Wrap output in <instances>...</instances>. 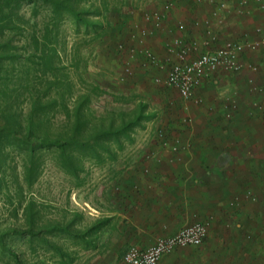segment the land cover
Instances as JSON below:
<instances>
[{
	"label": "crops",
	"instance_id": "0c3cea01",
	"mask_svg": "<svg viewBox=\"0 0 264 264\" xmlns=\"http://www.w3.org/2000/svg\"><path fill=\"white\" fill-rule=\"evenodd\" d=\"M219 1L216 7L208 0H172L171 12L160 28H153L144 14L136 12L130 17L132 29L128 35H120L115 55L125 58V65L135 71L128 77L119 72L118 80L129 81L140 93L135 94L137 103L148 107L147 98L152 95L171 105L170 94L175 90L155 81L164 78L165 70L142 54L131 56V46L141 47L137 39H131L135 29L150 28L144 44L160 60L166 57L165 44L174 37L201 41L203 26L195 23L206 18L218 35L214 46L226 40L254 39L260 35L257 26L264 34V8L259 2L248 0L241 6L239 0ZM239 58L257 69L220 72L203 81L195 90L194 100L198 101H191V111L183 107L176 116L172 108L169 115L162 112L142 126L146 129L160 123L170 130L175 125L169 121L176 116L181 123L178 133L172 130L162 143L131 145L124 153L128 155L110 162L113 168L97 181L87 179L84 194L88 200L84 203L92 209L93 219L105 220L96 235L97 249H102L98 255L104 262L112 253L119 255L130 246L146 248L159 236L201 221L208 222V232L202 244L191 245L197 255L179 256L178 261L264 264V90L254 89L264 87V45L240 51ZM228 111L231 117L226 116ZM186 116L189 121L184 123ZM142 132L152 139V128ZM176 136L182 140L178 146L172 144Z\"/></svg>",
	"mask_w": 264,
	"mask_h": 264
},
{
	"label": "rangeland",
	"instance_id": "374dc122",
	"mask_svg": "<svg viewBox=\"0 0 264 264\" xmlns=\"http://www.w3.org/2000/svg\"><path fill=\"white\" fill-rule=\"evenodd\" d=\"M164 1L165 0H81L79 7L98 8L101 10L102 15L89 16L88 18H91V21L95 24L103 23V29L100 30L99 36H95V33L92 32L91 29L89 32H86L83 26L79 27L80 31L77 32V27L72 17H64L58 30L59 34L56 48L59 54L53 60V63L59 65L61 69L54 74H44L41 82L35 85L37 89H33L34 93L31 95H29L27 91L21 94L23 96H20L16 107V109L20 110L18 116L19 123L24 125L29 121V114L33 109L34 100L36 101L39 99L41 103L47 104L53 98H56L57 95L62 96L63 94L64 98L62 99H64L66 103V108H63L61 101L58 100L59 103L56 108L49 110V106L44 115L41 113L38 116L39 118L48 119L44 127L50 133L67 135L70 130L67 128L69 127L68 123L71 122L72 118L75 116L76 103H78L84 95H89L90 100L88 102V108L85 110L86 115L89 117L88 132L91 134L99 128L104 126L108 127L111 122H113V127H118L121 121L120 113L126 112L130 115V112L139 101L135 99V94H140L136 93L137 90L135 88H132L133 85H128L130 83L129 81L120 83L118 80V77L121 76L119 72H122L125 66V62H123L125 58H120L118 57L119 55H115V49L116 47L118 48V41L121 39L120 35L124 36L125 33H127L126 35L129 34L132 27L131 23L128 21L134 13L137 12L138 14L145 15V13L160 10L163 8ZM34 6L36 8L35 11L33 10ZM18 11L24 21L25 33L21 36L10 33V37L13 39L14 44L23 45V48L20 49V53H22L24 57L17 65L18 69L24 70V67H21L22 65L27 68L33 67L32 62L25 58L29 52L31 53L34 51V46L30 42V35L36 32L38 36H41L43 25L48 19L50 10L47 5H43V3L38 1L35 5L33 3L23 2L19 6ZM170 12L171 10L167 12L166 16ZM122 22L123 27L121 26ZM113 25L116 26L113 27ZM5 37H7V34L1 35L0 41ZM216 42H218V39ZM210 46V48H212L219 45L214 46L213 44ZM37 54H40L39 50ZM20 70L13 72L15 75L13 78L12 72H9L11 75H9L8 83L18 81V76L16 75H20ZM134 72L133 69V73ZM55 74H58V79L56 81L53 77ZM65 75L66 80L71 82L70 90H65V85L63 84ZM60 79L62 83L59 82ZM96 88L98 91L97 93ZM121 90H124L126 94H120L122 93ZM175 91H172L171 94L167 91L168 95L170 94L174 99L171 100V105L167 104L168 106L164 103L162 98L159 99L158 97L156 98L150 95L147 98L149 100H147L149 106H146L147 113L153 111L157 116L154 119H158L162 112V114L169 115L168 112L170 109L172 110V108L175 109L176 116H178L180 111L182 112L183 107L185 110L191 111V101L194 99H183L178 96V91V94ZM179 97L181 99H179ZM4 101L1 107H3ZM194 102L197 101L194 100ZM176 116L175 120L169 121L175 125V127L170 130L167 129L166 125L162 126L160 123H158L156 127L154 124H150L146 129H142V126L137 127L132 133L134 141L129 142L126 139L123 140L125 148L117 152L116 160H122L124 156L128 155L124 153L133 144L156 143L157 141L161 142V140L164 142L167 141L165 135L167 136L169 133L171 135L172 130L177 129L176 133H178V126L181 125V123L180 119ZM128 117L129 116H126L125 118ZM188 118V116L185 117V120H183L184 123L189 121ZM149 121L151 120L143 121V123L145 124ZM2 123L3 120L0 118V124ZM148 128H152L153 131V137L150 141V137L148 136L145 138V132H142ZM160 132H162L161 135ZM181 141V137L176 136L172 144L178 146ZM107 144L110 149L116 148V143L113 141H109ZM102 153L104 158L107 154L105 152ZM0 154L3 156L5 155L4 165L0 169V231L8 227L25 228L27 226V221L24 208L30 201H34L35 208L40 210V215L37 219L39 225H43L50 220L65 223L75 216L74 227H85L96 220L93 219L94 215L90 213L92 209L84 203V200H88L87 194H84V191H86L85 187L87 188L86 182L88 178L89 181L95 182L105 171L111 170L113 168L111 167V161L101 163L90 156L83 159V170H81L79 174L82 183L77 185L76 181L78 179L76 180L75 177L65 171L55 154L52 151H45L43 155L42 172L33 185L29 186L24 179L23 162L25 159V152L20 151V149H15L14 145L11 144L3 145ZM252 194L254 195L253 191ZM51 238L53 240L56 239L54 236H51ZM59 240L58 243L60 245H63L69 252L72 251L74 246L72 240ZM8 242L13 251L18 253L19 259L25 264H55V261H58L57 258L52 257L51 251L45 249L44 246L40 247L37 241L35 244L38 248L35 250L30 248L29 242L26 239L23 240L19 238L11 242L9 240ZM192 249V246L178 247L164 257L159 264H189L187 260L178 261L177 259H179V256L181 259H188L190 256L192 258L193 255L196 256L197 253L192 251ZM112 254L106 256L108 261L104 262L101 256L98 255V252L94 250H79L77 254L78 257L74 264H121V257H118L119 255L114 253ZM170 256L173 257V260L167 259V257ZM0 264H13L12 257L7 253L4 256L0 255Z\"/></svg>",
	"mask_w": 264,
	"mask_h": 264
},
{
	"label": "trees",
	"instance_id": "16d2710c",
	"mask_svg": "<svg viewBox=\"0 0 264 264\" xmlns=\"http://www.w3.org/2000/svg\"><path fill=\"white\" fill-rule=\"evenodd\" d=\"M40 1L43 5H47L50 13L48 19L43 25L42 34L38 36L37 33H32L31 44L34 46V51L25 57L32 62L33 67H24V70L18 69L17 63L23 59L20 49L23 45L13 43L10 33L21 36L25 32L24 21L19 14V6L23 2L33 3ZM81 0H0V37L6 35L0 41V118L3 123L0 124V151L3 145H14L15 149L25 152L24 159V179L29 186L37 180L43 168V155L45 151H52L59 163L63 166L65 171L77 180V185L82 183L80 179V171L83 170L82 160L90 156L98 162L114 161L117 158V152L125 148L124 139L133 142V131L143 126V121L150 120L156 117L154 112H146V104L139 102L134 106V109L128 115L122 112L121 121L118 127H113V122L108 127L99 128L90 134L88 132L89 117L85 110L88 108L90 100L89 95L84 97L76 103L75 116L67 127L69 132L67 135L52 134L44 127L48 121L45 118H39L38 115L56 108L61 101L63 108H66L63 94L53 98L47 104L41 103L39 99L34 100V105L29 114V121L21 125L18 120L20 110L16 109L20 96L22 97L24 91L29 95L34 93L37 89V83H40L44 74H54L61 69L59 65H55L53 60L58 56L57 52V38L58 30L61 21L64 17H72L74 24L77 27L83 26L86 32L91 29L95 36H99L100 30L103 29V23H93L89 16H100L102 12L100 9L81 8L79 4ZM34 11L36 10L34 6ZM116 25H113L115 27ZM123 27V22L121 24ZM120 30V28H119ZM117 48V47H116ZM40 54H37V51ZM40 65V67H39ZM19 72L18 81L8 83L9 72H12V78L15 77L13 72ZM58 74L54 77L56 81ZM11 78V80H12ZM66 81V82H65ZM62 83V80H59ZM65 90H70L71 82L63 81ZM34 89V90H33ZM96 88V93H97ZM83 96V95H82ZM117 97V96H116ZM123 98L121 96H118ZM37 98V97H36ZM5 100V101H4ZM4 101L3 107H1ZM129 116L128 118H125ZM88 132V133H87ZM88 135H87V134ZM162 133V132H161ZM113 141L116 143L115 149H110L107 142ZM107 155L103 158V153ZM5 155L0 154V169L4 165ZM15 211V209H14ZM27 226L25 228L8 227L0 231V255L4 256L6 253L12 257L13 264H25L18 257V253L13 251L9 245V240L26 239L29 242L30 248L35 250L38 248L35 244L37 241L39 246H44L45 249L52 252V257L57 258L55 264H74L77 259L79 250H97V232L104 226L105 220H94L92 224L85 227H74V218L63 223L61 221L45 222L43 225L38 224V217L40 210L35 208L34 201L27 203L24 208ZM16 213V212H15ZM14 214V213H13ZM51 236L56 237L55 240ZM59 239H70L73 241V249L69 252L63 245H60ZM128 249V248H127ZM126 249V250H127ZM124 250L119 253L118 257L123 256Z\"/></svg>",
	"mask_w": 264,
	"mask_h": 264
},
{
	"label": "built area",
	"instance_id": "2783aa9c",
	"mask_svg": "<svg viewBox=\"0 0 264 264\" xmlns=\"http://www.w3.org/2000/svg\"><path fill=\"white\" fill-rule=\"evenodd\" d=\"M211 4H221L219 0H208ZM264 8V0H256ZM248 0H239L241 6H244ZM172 0H165L163 8L145 13L144 18L152 24L153 28H160L167 12L171 9ZM216 10L213 15L217 16ZM196 25H202L204 36L202 40L184 41L180 37H174L165 44L166 57L160 60L144 44V38L151 32L148 27H139L131 34V39H137L141 47H130L131 56L137 53L145 56L148 61L157 64L165 70L164 78L156 77L155 81L170 86L178 91L183 99H194V93L203 81L211 79L216 73L220 72H239L243 68L256 70L257 67L247 63L239 58L242 50H257L264 45V34L261 26L256 27V32L260 35L254 39L245 41L226 40L223 44L212 47L217 41V33L210 19L196 21ZM183 28V25H180ZM133 74V68L130 64L123 67L122 75ZM257 91H263V88L254 87ZM198 101L197 99H195ZM258 108L262 105L256 104ZM232 107H235L233 104ZM226 116L231 117L228 111ZM161 135V132H160ZM208 232V222L195 221L182 226L177 232L159 236L155 242L146 247L130 246L121 258V264H158L165 255L173 252L178 247H186L202 244Z\"/></svg>",
	"mask_w": 264,
	"mask_h": 264
}]
</instances>
